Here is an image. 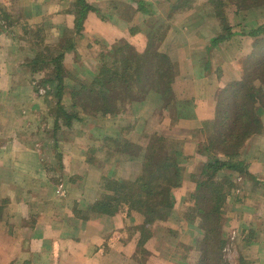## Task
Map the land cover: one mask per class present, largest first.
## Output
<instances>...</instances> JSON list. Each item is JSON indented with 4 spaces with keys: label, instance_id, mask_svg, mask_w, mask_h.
<instances>
[{
    "label": "rangeland",
    "instance_id": "rangeland-1",
    "mask_svg": "<svg viewBox=\"0 0 264 264\" xmlns=\"http://www.w3.org/2000/svg\"><path fill=\"white\" fill-rule=\"evenodd\" d=\"M183 1L190 8L178 12V26L194 23L188 36L177 40L181 44L188 37L185 45L176 48L174 42L166 49L170 27L165 21L146 47L139 48V39L99 42L92 56L99 60L98 69L106 71L105 82H74L65 70L69 77L63 87L71 95L78 92L70 113L78 115L81 109L83 115L101 117L100 129L108 128L107 133L104 128L84 133L90 141H84V156L92 169H114L101 176L109 194L127 182L141 185L134 200L125 202L129 222L122 232L139 263L157 251L174 264H241L229 221L240 198L241 172L220 170L204 181L200 169L214 158L245 163L241 155L249 140L264 134V0ZM87 12L83 8L82 25ZM154 19L149 18L152 26ZM258 27L260 33L248 34ZM230 31L244 35L215 41ZM51 49L39 51L46 55ZM197 50L201 55L192 58ZM143 58L147 66L140 71ZM183 66L193 78H181ZM107 117L112 120L106 122ZM165 187L170 189L166 205Z\"/></svg>",
    "mask_w": 264,
    "mask_h": 264
},
{
    "label": "crops",
    "instance_id": "crops-1",
    "mask_svg": "<svg viewBox=\"0 0 264 264\" xmlns=\"http://www.w3.org/2000/svg\"><path fill=\"white\" fill-rule=\"evenodd\" d=\"M187 4L0 0V264H174L163 261L157 251L139 263L122 237L129 222L126 204L113 213L108 206L104 210L95 205L109 196L101 176L112 175L114 169H92L84 156V141H89L90 132L108 128L100 129L101 117L83 115L81 109L65 123L60 109L65 113L74 109L72 91H65L64 84L58 89L54 78L60 68L64 83L69 77L65 70L74 82H92L99 70L92 53L99 42L139 39V48L146 47L164 21L170 27L166 49L174 42L176 48L185 45L188 37L181 44L177 40L188 36L194 23L186 20L182 28L177 19L178 12L189 13ZM83 8L89 12L82 25ZM153 17L154 26L149 20ZM71 45L74 49L67 51ZM46 47H52V53L43 55L39 50L45 52ZM193 55L199 57L201 51ZM183 69L182 79L193 78ZM54 109L58 110L52 116ZM246 149L241 159L247 168L239 173L240 198L234 201L230 230L239 242L241 264H264V134L251 137Z\"/></svg>",
    "mask_w": 264,
    "mask_h": 264
},
{
    "label": "trees",
    "instance_id": "trees-1",
    "mask_svg": "<svg viewBox=\"0 0 264 264\" xmlns=\"http://www.w3.org/2000/svg\"><path fill=\"white\" fill-rule=\"evenodd\" d=\"M141 7V6H140ZM260 27H258L257 29H253L252 31H249V35H255L256 33H260V31L262 30L261 28L259 29ZM233 34H238V35H244V33H238V32H234L232 33L231 31L230 32H226L223 36H220L219 38L217 37L215 39V41L217 40H221V39H225V38H229L231 37ZM256 34V35H257ZM127 45V44H126ZM138 55H143V54H138ZM136 55V56H138ZM59 65H61L60 63L57 64L56 67H58ZM139 65V69L140 71H143L145 68H146V62H145V58L142 59L141 63L138 64ZM127 67H131L130 65L126 66V88H129L128 87V83H127V79L130 78V74L128 73L127 71ZM58 71V74L57 76L54 78V81L56 83V86L59 88H61V85H63V76H62V71L63 69L60 70V68L57 69ZM105 70H103V68H99L98 72H97V75L93 78L91 84H96V83H104L106 80V78H103L104 74H105ZM115 74V72H114ZM140 75V74H139ZM138 76V75H137ZM110 77V76H109ZM141 77V75H140ZM90 91L92 92L93 89H90ZM62 91L60 90V92L57 94L58 95V99L60 100L61 96H62ZM78 92H75L72 94V97H74L75 94H77ZM76 105V103H75ZM62 109H60V113L63 115V119L65 121V123H69V120H71L72 118H74V115L73 113H65L64 111H61ZM242 165H245L246 166V163H244L243 161L241 160H236V161H227V160H221V159H216L214 158L213 160L211 161H208L207 163L203 164V166H201V169H200V175L203 177L204 181L214 177L220 170H232V171H239L241 173H245V169H241V166ZM151 175H153L154 178H156L157 176L154 175V173H152ZM162 176V175H161ZM166 177V176H165ZM164 181H166V178H163ZM201 184V183H199ZM120 187L119 188H116V187H112L111 191L113 192L111 195L109 194L108 195H104V198H102V200L99 201V203H96L95 205L96 206H99V208H102L104 210H109V209H106V207L108 206L109 208H111V210H109L108 212L109 213H113V212H116L119 208V205H121L122 203H125V202H128L130 203L131 201L134 200V196H135V188L137 186L138 189L141 190L140 188V184H132V182H127L126 183V188H124V186L122 185H119ZM162 189V188H161ZM170 189L165 187V189H162L161 191H164L165 192V195H164V205L166 204H169V201H166V198L168 196V194L170 193L169 191ZM109 200V202L107 203L106 200ZM162 201V202H163ZM95 206V207H96ZM217 211V210H216Z\"/></svg>",
    "mask_w": 264,
    "mask_h": 264
}]
</instances>
